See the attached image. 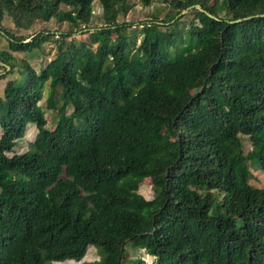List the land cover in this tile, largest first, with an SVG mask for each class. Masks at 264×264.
<instances>
[{
    "label": "trees",
    "instance_id": "1",
    "mask_svg": "<svg viewBox=\"0 0 264 264\" xmlns=\"http://www.w3.org/2000/svg\"><path fill=\"white\" fill-rule=\"evenodd\" d=\"M164 1L136 45L118 22L129 0H0L10 72L12 53L54 36L15 37L5 15L23 31L52 19L85 29L97 2L103 21L79 45L61 35L39 73L21 64L25 81L4 87L0 264L80 262L89 247L99 259L81 264H264V188L249 184L250 166L264 168V17L230 24L264 14V0ZM183 11L188 46L174 29ZM28 124L35 138L15 154Z\"/></svg>",
    "mask_w": 264,
    "mask_h": 264
},
{
    "label": "rangeland",
    "instance_id": "2",
    "mask_svg": "<svg viewBox=\"0 0 264 264\" xmlns=\"http://www.w3.org/2000/svg\"><path fill=\"white\" fill-rule=\"evenodd\" d=\"M131 8L126 16H120L118 18V22H125L128 26L127 33L131 35L132 40L136 41V45L141 40V28L144 26L142 23H148L153 20L154 16L157 18L164 19L165 15L169 11L168 3L164 0H152L150 6H143L140 1L138 0H129ZM62 10H70L71 8L61 6ZM184 16L178 24L175 25L174 29L178 32H182V39H180L179 44L183 43L186 46L190 44V37L187 35V29L189 28V22L192 19V15L184 13H180L176 19L179 17ZM3 26L4 28L13 36L15 37H22L24 39H28L37 34L39 32H49L53 34L51 41L42 45L39 50H34L31 53H18L14 54L15 61L13 62L14 70L12 72L11 69L4 70L3 67L0 65V76H4L0 78V97L3 96L4 87L7 82H13L16 85H19L25 81L27 71H24L21 64H28L36 73H39L42 68L48 63V61L54 57L56 53V47L61 42V35L71 33L70 37L65 38V43H70V41H74L76 45H79L81 42L87 41V36L85 33L87 32L86 29H95L96 27L99 28L103 26V21L101 17V9L97 2L93 3V15L92 20L88 26L83 29L81 28H71L68 23H57L55 20H50L49 22H37L33 24V26L28 30H19L14 27L10 18L6 15L3 19ZM95 27V28H93ZM82 29V30H78ZM27 40V41H28ZM0 50H8V42L6 37L0 36ZM133 49H130V51ZM134 52L129 54L132 57ZM175 56V51L172 54ZM10 68V67H9ZM48 84H46L44 88V98L47 95ZM59 93V89L57 91V95L55 100H57ZM40 104L44 107V102L41 101ZM60 105V103H58ZM44 110V109H43ZM71 110H68V113ZM45 118L47 120V127L53 128L54 124L57 120V115L52 110H44ZM37 130L33 124H28L25 130L24 138L18 141L17 146L14 148L15 154H22L27 151L28 144L31 143ZM242 148L243 152L246 154L251 149L249 140L247 138H243L242 141ZM11 156V154H8ZM251 173L253 175L252 178L249 179V184L254 188H264V168L261 170H256V168L251 165ZM139 193L147 200L151 198V185L149 182H143L140 184ZM99 259V255L95 247H89L86 255L80 262H76L74 260H67L65 262H53L49 264H81L82 262L90 263L96 262ZM143 260L146 264H151L153 261V257L150 256H143Z\"/></svg>",
    "mask_w": 264,
    "mask_h": 264
},
{
    "label": "water",
    "instance_id": "3",
    "mask_svg": "<svg viewBox=\"0 0 264 264\" xmlns=\"http://www.w3.org/2000/svg\"><path fill=\"white\" fill-rule=\"evenodd\" d=\"M196 7H198V6H196ZM184 12H186V11H183L182 13H184ZM209 15V17H211V18H213V19H216L214 16H212V15H210V14H208ZM264 17V14H261V15H255V16H250V17H247V18H243V19H239V20H235V21H231L230 22V24H234V23H238V22H241V21H244V20H248V19H251V18H256V17ZM0 65L2 66V67H5V69L6 70H9L10 68H9V66H7V65H5V64H3V63H0Z\"/></svg>",
    "mask_w": 264,
    "mask_h": 264
}]
</instances>
